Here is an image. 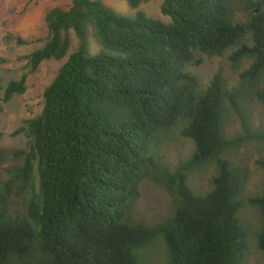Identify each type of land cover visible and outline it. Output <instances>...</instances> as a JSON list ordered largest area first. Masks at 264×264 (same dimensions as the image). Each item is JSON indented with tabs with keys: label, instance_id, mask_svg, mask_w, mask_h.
<instances>
[{
	"label": "trees",
	"instance_id": "trees-1",
	"mask_svg": "<svg viewBox=\"0 0 264 264\" xmlns=\"http://www.w3.org/2000/svg\"><path fill=\"white\" fill-rule=\"evenodd\" d=\"M125 1L134 10L146 2ZM235 6L247 13L244 21ZM160 12L171 23L141 11L130 19L100 0H70L45 15L47 39L18 79L4 88L0 79L5 105L25 94L44 61L65 60L44 88L41 112L17 131L27 147L0 151L1 163L12 162L0 175V264H246L244 209L259 215L256 249L264 261V186L243 200L249 174L233 160L250 142H264L248 111L253 101L264 105V0H162ZM71 33L77 47L69 54ZM234 47L233 68L251 62L239 85L230 88L217 74L200 91L188 72L195 54L219 57ZM229 112L241 127L232 137ZM173 134L194 150L169 170L152 147ZM256 163L264 170V160ZM208 167L210 189L196 195L191 176ZM145 181L171 201L154 221L136 211ZM14 198L21 212L11 208ZM158 238L166 261L144 262L142 251Z\"/></svg>",
	"mask_w": 264,
	"mask_h": 264
},
{
	"label": "rangeland",
	"instance_id": "rangeland-1",
	"mask_svg": "<svg viewBox=\"0 0 264 264\" xmlns=\"http://www.w3.org/2000/svg\"><path fill=\"white\" fill-rule=\"evenodd\" d=\"M100 1L115 13L130 19H134L136 12L141 11L154 20L167 24L171 23L170 18L163 16L160 12L162 0H146L136 10L130 8L125 0ZM69 4L70 0H0V79L2 88L10 81L18 79L27 65L26 57L33 50L44 45L48 35L44 21L47 12L55 7L66 9ZM235 8L237 18L244 21L247 18V13L239 10L241 9L239 6H235ZM7 35L21 38L29 44L17 46L13 40L7 41L5 39ZM70 37L71 47L69 54L74 52L77 47V40L74 34L71 33ZM241 44L250 45L247 39L243 40ZM89 45L91 55L99 51V47L93 37L90 38ZM237 49L236 47L230 48L219 57H208L200 53L195 54V61H198V64L192 63L188 67V72L197 78L200 91H205L211 79L217 74L227 81L230 88L239 85L240 73L246 70L251 62L244 60L238 68H233L229 58ZM64 61H44L34 74L28 76L27 91L24 95L13 97L5 105L0 102V151H11L27 147L28 139L26 135L23 133L18 134L17 131L27 119L41 112L44 88L55 78ZM1 97L2 91H0V100ZM248 111L251 116L253 130L258 133H264V105L253 101V103L249 104ZM226 115V134L230 137L240 134L239 119L232 112ZM193 150V142L182 138L178 134H173L169 138L163 139L157 147L155 145L152 147L154 157L169 170H172L179 163L186 162ZM233 160L245 167L249 174L245 193L241 196L242 199L246 200L247 198L245 197L247 196L257 195L264 186V170L256 163L258 160H264V142H250L234 155ZM11 164L10 160L0 162V175H3V169ZM212 174V167H208L203 172L191 176V187L196 191H194L196 195L204 196L210 189ZM11 208L21 212V199L14 198ZM170 210V198L162 187L148 181L141 183L140 198L136 206V211L140 218L144 219L145 217L150 221H154L165 216ZM240 216L247 225L250 247L245 263L264 264L257 250L253 247V244L255 245L256 243L255 235L259 232L261 226L260 218L249 209H244ZM142 255L144 262L166 261V249L163 240L161 238L156 239L151 246L142 251Z\"/></svg>",
	"mask_w": 264,
	"mask_h": 264
},
{
	"label": "clouds",
	"instance_id": "clouds-1",
	"mask_svg": "<svg viewBox=\"0 0 264 264\" xmlns=\"http://www.w3.org/2000/svg\"><path fill=\"white\" fill-rule=\"evenodd\" d=\"M247 69H248V68H247ZM260 192H261V191H260ZM260 192H259V193H260ZM259 193H258V194H259ZM258 194H257V195H258ZM254 196H255V195H254ZM251 210H252V209H251ZM252 211H253V210H252ZM253 212H254V213H255V215H256V216H258V218H259V215H258V213H257V212H255V211H253ZM253 247L256 249V243H255V245L253 244ZM248 248H249V252H250L249 243H248ZM256 250H257V249H256ZM258 254L260 255V253H259V252H258ZM260 257H261V255H260ZM262 260H263V259H262Z\"/></svg>",
	"mask_w": 264,
	"mask_h": 264
}]
</instances>
